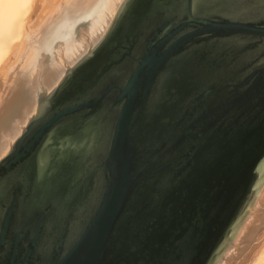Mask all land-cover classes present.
<instances>
[{
  "label": "water",
  "instance_id": "obj_1",
  "mask_svg": "<svg viewBox=\"0 0 264 264\" xmlns=\"http://www.w3.org/2000/svg\"><path fill=\"white\" fill-rule=\"evenodd\" d=\"M128 2L0 159L5 264H215L264 182V0Z\"/></svg>",
  "mask_w": 264,
  "mask_h": 264
},
{
  "label": "bare ground",
  "instance_id": "obj_2",
  "mask_svg": "<svg viewBox=\"0 0 264 264\" xmlns=\"http://www.w3.org/2000/svg\"><path fill=\"white\" fill-rule=\"evenodd\" d=\"M123 1L0 0V159L38 112L39 101L103 38ZM261 190L251 204L259 207L252 214L259 213L238 229L244 246L225 264H264Z\"/></svg>",
  "mask_w": 264,
  "mask_h": 264
},
{
  "label": "snow or ice",
  "instance_id": "obj_3",
  "mask_svg": "<svg viewBox=\"0 0 264 264\" xmlns=\"http://www.w3.org/2000/svg\"><path fill=\"white\" fill-rule=\"evenodd\" d=\"M141 3H143V0H129L127 4H125L124 9L125 12L130 10H135ZM192 71L191 68L189 69H182L177 68L175 70V74H179L181 71ZM133 85H128L127 87H119L116 86V92L115 95L120 97L121 100H123L126 96L129 95V93L133 90ZM32 144L26 143L24 140H22L20 143L16 145V148L14 149L11 156H9L7 159L0 160V169L7 168L8 172L7 174H0V208L5 207V203L7 201V208L5 209L10 210L12 199L14 198V194L17 189V185L14 180L15 176V170L11 168V165L13 163H16L25 156L26 153L31 151ZM97 202L99 198V192L96 194ZM52 198V190H48L46 193L45 199L41 202L40 205H38V210H43L44 207L47 206L48 203L51 202ZM85 230V226L81 225L79 231L82 233ZM0 264H5V258L3 255H0Z\"/></svg>",
  "mask_w": 264,
  "mask_h": 264
},
{
  "label": "rangeland",
  "instance_id": "obj_4",
  "mask_svg": "<svg viewBox=\"0 0 264 264\" xmlns=\"http://www.w3.org/2000/svg\"><path fill=\"white\" fill-rule=\"evenodd\" d=\"M31 20H34V19H31ZM105 35V34H104ZM96 46V45H95ZM75 65V64H74ZM73 65V66H74ZM72 66V67H73ZM5 69L6 68H4V71H5ZM12 69V68H11ZM6 72L7 73H10V71L7 69L6 70ZM8 76H9V74H8ZM8 83L10 84L11 83V80L9 81V79H8V82L7 83H5V84H3V87H2V91L4 92V90H3V88L4 87H6L7 85H8ZM6 89H7V87H6ZM52 91V90H51ZM50 91V92H51ZM2 92V93H3ZM50 92H48V93H46V94H49ZM2 94H0V96H1ZM37 111H38V109H37ZM34 115V114H33ZM32 115V116H33ZM32 118V117H31ZM30 118V119H31ZM30 121V120H29ZM28 121V122H29ZM28 124V123H27ZM23 132V131H22ZM22 134V133H21ZM20 134V135H21ZM19 137V136H18ZM17 137V138H18ZM16 138V139H17ZM15 139V140H16ZM15 142V141H14ZM4 157V156H3ZM2 157V158H3ZM263 187V188H262ZM262 189V190H261ZM260 190L261 191H263L264 190V182L262 183V185H261V187H260ZM260 194V193H259ZM261 195V194H260ZM262 195H264V193L262 192ZM261 195V196H262ZM258 197H259V195H258ZM258 197H257V199H258ZM255 199V201H256V198H254ZM254 201V202H255ZM255 207V209H259V207H258V204H254V205H252V206H250V209H249V211H248V213H247V215H246V217H245V220L243 221V223H242V225L240 226V227H244V225H245V223L249 220V219H251L252 217V215L253 216H255L256 214H258L259 213V211H257L256 213H254V214H252V210H253V208ZM241 228V229H242ZM240 229V228H239ZM243 231V230H242ZM240 233L237 231L236 232V234H235V236H234V238L232 239V241L229 243V245L227 246V248L224 250V252L221 254V256L217 259V261H216V263L215 264H218V262H219V264H225V263H227L228 261L230 262L231 260H233V259H231V257L235 254V252L237 251L236 249H239L238 247H239V245H240V247H242V246H244V244L242 243V242H240V238H241V236L239 237L238 235H239ZM237 239H238V241H237ZM242 243V244H241ZM238 246H237V245ZM231 253H233V255L231 254ZM231 255V256H230ZM235 261V260H234Z\"/></svg>",
  "mask_w": 264,
  "mask_h": 264
}]
</instances>
